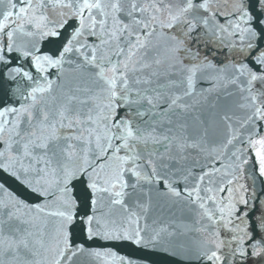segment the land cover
Here are the masks:
<instances>
[{
	"label": "snow or ice",
	"instance_id": "1",
	"mask_svg": "<svg viewBox=\"0 0 264 264\" xmlns=\"http://www.w3.org/2000/svg\"><path fill=\"white\" fill-rule=\"evenodd\" d=\"M85 255L264 264V0H0V264Z\"/></svg>",
	"mask_w": 264,
	"mask_h": 264
},
{
	"label": "water",
	"instance_id": "2",
	"mask_svg": "<svg viewBox=\"0 0 264 264\" xmlns=\"http://www.w3.org/2000/svg\"><path fill=\"white\" fill-rule=\"evenodd\" d=\"M87 245H90V244H93V242H85ZM96 244H99V243H102V242H95ZM77 264H89V257H87L86 255L85 256H81L78 261H77Z\"/></svg>",
	"mask_w": 264,
	"mask_h": 264
}]
</instances>
